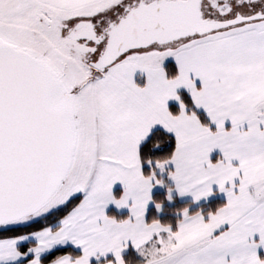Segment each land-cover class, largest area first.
<instances>
[{
  "label": "snow or ice",
  "instance_id": "snow-or-ice-1",
  "mask_svg": "<svg viewBox=\"0 0 264 264\" xmlns=\"http://www.w3.org/2000/svg\"><path fill=\"white\" fill-rule=\"evenodd\" d=\"M165 168L227 201L146 222ZM32 225L0 264H124L154 236L150 264H264V0H0V226Z\"/></svg>",
  "mask_w": 264,
  "mask_h": 264
},
{
  "label": "crops",
  "instance_id": "crops-1",
  "mask_svg": "<svg viewBox=\"0 0 264 264\" xmlns=\"http://www.w3.org/2000/svg\"><path fill=\"white\" fill-rule=\"evenodd\" d=\"M170 59L174 61L173 58H169V60ZM136 78H137V81H139V80L143 81L142 78H140V76H139V72H137ZM200 84H201V81L199 80V78H197V86H200ZM179 91L180 92L184 91L188 94V96H190V92L186 87H181L179 89ZM169 104H170V107H171V105H176L172 100L169 101ZM230 123H231L230 119L227 120L226 121V127H230ZM221 155H222L221 150L219 148H217V149L213 150V152L210 154V157L213 160H215V159L219 158ZM160 172H163V171L161 169H158L157 173H160ZM170 188H171V192H170L171 199L169 198V189ZM117 190H118L119 194L122 193V191H123L122 182L117 181L116 184L113 186V191L116 195H117V193H116ZM155 192H164V194L166 196V200L169 204H172L175 199H178L182 202L191 203V206L189 208H187L188 211H190L191 208H196V207L201 206L203 204H207L208 202L215 200V199H221V200H224L225 202L227 201L226 192H224L223 190H220L219 185L215 182L212 184V191L207 196H203L198 200L195 198V196L191 192L181 194L179 192V190L175 187V180L169 174L168 179L163 180V183H156L155 180H153V187L150 190L151 199L149 200L148 204L146 205V210H145L146 222H147V216H148L149 210L152 207L155 208L157 215L164 214V205L160 203V207H157V203H155V201L153 199V194ZM111 209L118 212V213H127L128 215L130 214V209L127 206H117L114 202H110L109 205L106 207V214H108V211ZM200 212L202 214H204L202 211H200ZM181 215L183 218L184 212H182ZM205 216H207V215H205ZM177 227H178V225H177ZM173 230H175V229H173ZM160 235H163L166 237L167 233L163 232ZM256 238L257 239L259 238L258 234H256ZM158 239H159V236H154V240H158ZM26 243L27 242H25V244ZM127 243H128V246L126 248L122 249V255L123 256L131 249L135 250L137 253H139L142 256L141 252L132 244L131 240H129ZM150 244H151V242H148V246H150ZM67 246L73 247L74 249L79 251V248L72 245L71 242H69V245H67ZM67 246H61V247H67ZM258 252L261 256H264V245L258 247ZM109 256L111 257L112 254L110 253ZM93 262H95V258H93Z\"/></svg>",
  "mask_w": 264,
  "mask_h": 264
},
{
  "label": "trees",
  "instance_id": "trees-1",
  "mask_svg": "<svg viewBox=\"0 0 264 264\" xmlns=\"http://www.w3.org/2000/svg\"><path fill=\"white\" fill-rule=\"evenodd\" d=\"M168 63L170 64H174L173 60H168ZM138 82L142 83L143 81L139 80ZM181 94L187 98L189 97L188 94L184 91L181 92ZM171 108L173 110H176L177 106L176 105H171ZM170 168H165L160 173H157L158 169H156V176L162 180H167L168 176L170 174ZM143 172L145 175H149L152 172V168L151 167H144ZM117 195L118 190H117ZM153 199L155 201V203L161 202V204L164 205V214L162 215H157L155 208L152 207L149 210L148 216H147V222H151V220L153 218L159 219V221L161 223H166L169 224L170 226L173 227V229H176L177 225H178V221L180 219H182V215L181 213L183 212V209L185 208H189L191 206V203L189 202H182L178 199H175L173 201L172 204H169L166 200V196L164 194V192H155L153 194ZM223 203H225L224 200L221 199H215L212 200L210 202H208L207 204H203L201 206H198L196 208H191L190 209V213H195L197 211H202L205 215H207L209 212L211 211H215L218 206L222 205ZM108 215H113L116 216L117 218H123V217H127L128 214L127 213H118L114 210H109L108 211ZM35 226H2L0 227V238L4 237V236H9V235H14V234H22L26 231L32 230ZM24 246H26V244H24ZM70 246L67 247H62V250H68ZM72 250L79 252L78 250L74 249L73 247H71ZM48 254H45L42 258H47ZM124 257L126 259H132L133 261H138V260H143L145 259L143 256H141L139 253H137L135 250H129ZM93 264H96V261L93 262Z\"/></svg>",
  "mask_w": 264,
  "mask_h": 264
},
{
  "label": "clouds",
  "instance_id": "clouds-1",
  "mask_svg": "<svg viewBox=\"0 0 264 264\" xmlns=\"http://www.w3.org/2000/svg\"><path fill=\"white\" fill-rule=\"evenodd\" d=\"M158 143V142H157ZM162 203V201L160 202ZM221 206V205H220ZM219 207V206H218ZM159 220V219H157ZM181 220V219H180ZM180 220L178 221V223L180 222ZM162 237H159L158 240H154L150 247H148L147 249H145L141 254L142 256L145 258L143 260H138V261H133L132 259H124V264H150L149 262V258H153L155 256V253H156V249H157V245L159 244L160 242V239Z\"/></svg>",
  "mask_w": 264,
  "mask_h": 264
},
{
  "label": "rangeland",
  "instance_id": "rangeland-1",
  "mask_svg": "<svg viewBox=\"0 0 264 264\" xmlns=\"http://www.w3.org/2000/svg\"><path fill=\"white\" fill-rule=\"evenodd\" d=\"M47 254V253H46ZM45 255V254H44Z\"/></svg>",
  "mask_w": 264,
  "mask_h": 264
},
{
  "label": "water",
  "instance_id": "water-1",
  "mask_svg": "<svg viewBox=\"0 0 264 264\" xmlns=\"http://www.w3.org/2000/svg\"><path fill=\"white\" fill-rule=\"evenodd\" d=\"M0 227H2V226H0Z\"/></svg>",
  "mask_w": 264,
  "mask_h": 264
}]
</instances>
